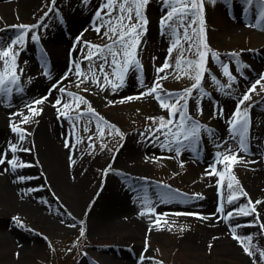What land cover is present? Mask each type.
Returning a JSON list of instances; mask_svg holds the SVG:
<instances>
[{
	"label": "rangeland",
	"instance_id": "374dc122",
	"mask_svg": "<svg viewBox=\"0 0 264 264\" xmlns=\"http://www.w3.org/2000/svg\"><path fill=\"white\" fill-rule=\"evenodd\" d=\"M197 2L203 4L204 44H199L198 36L194 35L200 25L198 19L192 23L196 19L192 13L196 10L190 8L191 0H148L141 9L147 23L134 50L139 66L129 63L127 70L123 68V45L114 43L118 35H113L109 27L111 23L119 32L118 18L121 17L124 24L137 23L134 0H113L112 9L105 7L108 0H44L36 8L29 18V22L37 20L35 30L52 32L58 28L63 34L68 29L65 39L75 42V52L69 54L71 67L65 81L58 79L64 69L57 75L45 64L37 65V74L25 68L30 63L27 48L39 42L35 34H42L28 31L23 35V44L0 42V52L11 45L10 56L0 57V76L5 75L6 69L8 73L5 84L0 86V94L5 96L3 102L11 112L7 114L12 116L7 123L8 131L17 134L12 130L15 125L27 137L39 121L45 122L48 120L45 116L53 113L49 127L62 130L68 148L82 155L81 170L87 180L79 214L81 220L74 222L76 229H46L35 221L33 214L30 216L25 211L0 205V235L3 234L0 264H128V261L133 262L131 264H247L239 263L238 257L227 256L223 251L227 247L219 246L217 239L205 230L212 227L210 207L216 210L219 221L233 220L234 210L253 207L249 204L253 199L249 180V158L253 155L249 140L252 125L261 121L262 112H256L264 99L261 90L264 89V40L258 42L254 33L264 36L261 4L258 0L251 5L246 0ZM121 3L125 4L123 12L119 8ZM182 5H189L184 9L187 15H174L161 24L173 7L180 10ZM129 8H132L131 21L127 19ZM97 12H100L99 18ZM67 13L78 27L65 24L63 16ZM50 14L56 20H50ZM22 30L19 29L18 34ZM32 36L37 39L33 40ZM108 45L117 52L118 69L112 64ZM49 48L47 45L42 49L48 54ZM198 52L205 53L203 61ZM12 54H15L14 64L10 58ZM177 60L181 61L179 68ZM256 62L257 67H254ZM165 63L169 66L158 72ZM77 65L80 75H77ZM225 66L231 81L224 73ZM114 71L121 72L122 84L113 75ZM13 73L15 83H11ZM197 73L201 75L200 83L193 88ZM36 75L43 76L45 84L38 85L34 80ZM157 83L160 87L156 93L144 94ZM112 84L117 86L113 88ZM253 87L255 90L250 91ZM187 89H191V95L176 103L174 98L183 96ZM245 93L251 96L240 105L242 110H248L246 151L240 149V136L233 135L230 123ZM168 94L173 98H168ZM157 96L167 104L176 103V115L170 117V109L162 108ZM76 97L86 103L77 106ZM41 99L43 103H35ZM185 102L186 108H183ZM65 104L70 107L64 108ZM89 107L95 115L88 111ZM30 108L38 110L39 114L33 116ZM180 111L190 118L185 122L186 129L193 122L200 127L196 136L185 140L181 135V143L177 144L173 134L179 130ZM25 117H28L27 122H24ZM161 118L165 122L171 119L172 123L161 129ZM17 147L24 151L26 145L18 143ZM132 147L138 152H132L130 160L121 159L122 165L130 168L132 174H129L111 162L118 155L127 154L128 149L130 152ZM176 148L180 149L179 153ZM225 155H235L238 162L223 161ZM110 175L122 182L138 177L141 190L134 192L139 199L136 202L156 226L150 234H141L138 242L129 230L101 229L96 222L97 214L105 208L101 197H109L108 188L104 186ZM229 176L235 177L232 189L228 188ZM53 192L57 196L54 189ZM230 195L236 197L232 203L228 202ZM220 208L222 212L217 211ZM250 214L242 215L249 217ZM93 223L97 226L94 230ZM262 223L258 219V225H254L258 229V248L244 245L260 260L248 264H264V257L260 255L264 252ZM15 235L25 240V250L14 241L9 244ZM238 250L248 255L241 244ZM92 252L99 257H93Z\"/></svg>",
	"mask_w": 264,
	"mask_h": 264
},
{
	"label": "bare ground",
	"instance_id": "6f19581e",
	"mask_svg": "<svg viewBox=\"0 0 264 264\" xmlns=\"http://www.w3.org/2000/svg\"><path fill=\"white\" fill-rule=\"evenodd\" d=\"M43 1L0 0V42L10 41L12 43L13 40H17L20 35H24L28 31L42 34H35L39 38V42L31 45V49L27 48L26 55L30 58V63L26 64L25 68L29 70V73L37 74V65L45 64L50 67L49 69L57 72V75L61 69H64L58 75V79L65 81L68 78L67 70L70 71L71 67L69 54L75 52L76 45L73 39L71 42L69 41L71 38L65 39V35L69 33L68 30L63 33L64 36L58 28L52 32L35 30L37 20L29 22V18L33 16V12ZM12 13H14V20L11 18ZM52 15H48V18L52 21L56 20ZM63 19L67 26L78 27L72 21L70 14L64 15ZM22 25L27 27L18 34L17 31L22 29L20 27ZM254 33L257 35L258 42L264 40L262 34ZM47 45L50 47L48 55L42 49ZM257 64V62L254 63V67H257ZM57 75L54 74L55 77ZM34 80L38 85L45 84L44 77L41 75H36ZM4 99L5 96L0 94V157L5 159V164H0V205L13 210L25 211L30 216L33 214L35 221L46 229H76L77 226L74 222L81 220L79 217L81 203L84 201V194L87 189L85 173L81 170L84 158L74 149L65 147L66 142L62 130L61 133L49 127V119L51 116L53 117V113H48L45 116L48 119L45 122L39 121L29 131V136L24 135L23 141H21L19 133L11 134L7 129V123L12 120V116L7 114L11 112L6 108ZM257 107L258 112L256 113L262 112L261 121H258L259 124L252 125L253 130L249 140L250 152L253 155L249 158L251 161L249 180L253 197L252 206L255 208V212H252L249 217H244L240 211L234 210L235 217L233 220L228 218L227 221H219L216 210L210 207L209 210L213 219L210 226L212 227H206L210 230H205V233H211L217 239L219 246L227 247L223 250L227 256L238 257L239 263L247 264L255 263L260 258L254 252L253 255L244 256L238 250L240 240H244L246 246L258 248V229H255L254 225L257 224L258 219L261 223L264 222V99ZM16 137L20 139V142L16 141L18 140ZM18 143L19 145H26L24 149L28 151H21L23 148L17 147ZM13 145L17 147V151L14 153L10 151ZM232 145L234 144L230 143V146ZM130 150L129 152L128 149L127 154H122L123 156L118 155L111 163L112 165L114 163L121 171L132 174L129 167L122 165L123 160H130L131 156L138 152V149H134V147ZM121 159L123 160L121 161ZM18 160L19 162H17ZM8 161H15L17 167L13 169ZM20 164L29 166L21 168L19 167ZM133 164H135L134 161ZM104 187L108 188L109 197H101V203L105 208L96 217V222L100 224L101 229L123 228L129 230L137 242L140 240L141 234H150L154 231L155 223L147 215L142 205L138 206L136 202L139 199L134 192L141 190L138 177H132L130 181L122 182L115 175H110L105 179ZM53 189L57 196H55ZM49 192L50 194H48ZM256 201L261 203H256ZM95 226L93 223L92 230ZM234 235L238 239H233ZM0 236L2 239L3 234ZM8 237L10 238L9 234ZM248 237H251L250 242ZM19 238L15 235L11 241L9 240V244L14 241L22 250H25L27 248L25 240ZM91 254L93 257H99L95 252ZM128 262V264L133 263Z\"/></svg>",
	"mask_w": 264,
	"mask_h": 264
},
{
	"label": "snow or ice",
	"instance_id": "6c2138e0",
	"mask_svg": "<svg viewBox=\"0 0 264 264\" xmlns=\"http://www.w3.org/2000/svg\"><path fill=\"white\" fill-rule=\"evenodd\" d=\"M167 2V0H166ZM214 2V0H213ZM225 3H231V0H224ZM258 2L261 4V11H260V18L261 20H264V0H258ZM148 3V0H134V8H135V18L137 20L136 24H124L123 20L124 18H118V27H119V32H117V26H113L110 23V27L109 30L113 33V35H118V40L114 41V43H120L123 45L124 51H123V56L125 57L124 63H123V68L124 70H127L129 63H135L136 66H139L138 61L135 60V48L137 47V45L139 44V36L143 34V28L146 25L147 21L143 18V16L141 15V9ZM246 3L248 4H253L254 0H246ZM105 7L112 9L113 8V0H108V3L105 5ZM189 5H182L181 9L178 10L176 7L172 8V11L167 13V16L165 17L164 20L161 21V24L163 25L165 23V20H171L173 18L174 15H187V13L184 11V9L188 8ZM119 8L121 10V12H123L125 10V4L121 3L119 5ZM190 8L193 10H196L192 13V15L194 17H196V19H194L192 21V23H196V20L198 19L199 21V31L197 32L196 30H194V35L198 36L199 38V44H204V28H203V24H204V19H203V4L200 2H197V0H191V4H190ZM128 16L127 19L129 21L132 20V8L128 9ZM97 17H100V12L96 13ZM21 28H26L27 26H20ZM189 27H191V25H189ZM97 32H99V29H96ZM105 35H107V33H105ZM126 37L128 39H126ZM33 40H36L37 37L36 36H32ZM185 39H188L187 34H185ZM24 42V36L20 35L17 40H13L12 41V45H16V44H23ZM178 43V42H177ZM199 46V45H198ZM206 47V44L204 45ZM108 51L111 53L113 60H112V64L114 66H116V68L118 69L120 67L118 61L116 60V56H117V52L112 50V46L108 45L106 46ZM191 47V46H190ZM131 49V51H130ZM100 52L103 51V49H99ZM172 49H169V52H171ZM11 53V45L8 46V48L2 52H0V57H9ZM198 55L200 57V60L203 61L205 53L204 52H198ZM215 55V54H213ZM235 55V54H233ZM11 60L14 64L15 61V54L11 55ZM89 59H91V56L88 57ZM7 63V61H6ZM189 64H191V62H188ZM181 64L180 60H177V67L179 68ZM169 65L167 63H165V65L158 69V72H162L164 70V68H167ZM77 75H80L79 73V66L77 65ZM103 66H100V71L103 72ZM224 73L226 76L229 77V80H232L231 75L228 73V69L225 66L224 67ZM7 69L5 71V75L4 76H0V86H3L5 84V76L7 75ZM113 75H115L117 77V79H119L121 81H123V76L121 74L120 71H114ZM164 77H162L163 79ZM200 78L201 75L200 73H197L195 79H196V84L193 85V88H196L199 86L200 83ZM105 81H108V77L105 76ZM16 82V76L13 73L12 74V79H11V83H15ZM95 82V80L93 81ZM117 85L116 84H112V87L115 88ZM160 87V85L157 83L154 87H152L147 93H144L145 95H152L154 93L157 92V89ZM255 87H253V89H251L250 91H254ZM262 91H264V89H261ZM61 92H63V89H60ZM191 95V89H187L185 90V93L183 94V96H177L174 99L176 100V103L179 102V100L184 99V97L190 96ZM139 98V97H137ZM168 98H173L171 94H168ZM76 102H77V106H79V103H86V101H83V99L81 97H76ZM129 99H134V98H129ZM157 99L160 100V106L162 108H169V116H174L176 115V103L173 104H167L165 103L164 99H161L159 96H157ZM251 99V96L249 93H245L242 98L240 99L236 111L233 115L232 120L230 121L231 123V130L233 132V135H239L240 136V149L246 151V147H245V143H244V137L246 136V134L248 133V128H249V121H248V110L247 109H241L240 105H242L245 101H248ZM43 99L41 100H37L35 101L36 104H41L43 103ZM57 104L60 103L59 100H57L56 102ZM55 107V105H53ZM64 108H69L70 105L65 104L63 106ZM183 108H186V102L185 104L182 106ZM30 110L32 111L33 116L38 115L39 111L34 109V108H30ZM58 111H60L59 109H57ZM88 111L90 113H93V115H95V113L93 112V110L91 109V107H89ZM62 115H64L65 113H61ZM28 117L24 118V122H27ZM187 120H190V118L186 117L185 112L184 111H180V124H179V130L174 133L173 135L177 138L176 139V143L180 144L181 141L179 140V137L181 135H183L185 140H188L190 137H194L196 136L197 132L199 131V125L195 124L194 122L192 123L190 128H185V122ZM172 120L169 119L167 122H165L163 120V118H161L160 120V128H164L167 127L168 124H171ZM12 130L14 132H17L20 134V139L21 141H23L24 139V133L17 128L15 125H13ZM159 130V129H158ZM171 131V130H169ZM117 134H119L117 132ZM65 147H69V145L66 143ZM177 153H179L180 149L176 148L175 149ZM11 152H16L17 151V147L15 145H13L10 148ZM24 151H28L27 149H24ZM223 161L228 162V163H236L238 162V158L235 155H225L222 157ZM9 164H11L12 168L15 169L17 167V164L15 161H8ZM0 164H5V159L0 157ZM29 165L26 164H20L19 167L24 168V167H28ZM213 174H216L215 171H213ZM221 179H223V173H220ZM235 180V177L233 176H229V183H228V188L232 189L233 188V183L232 181ZM238 183V182H237ZM236 199V197L234 195H230L228 198V202L232 203L233 200ZM256 203H261L260 201H256ZM249 204H252V201L249 200ZM217 211L222 212L223 208L218 209ZM252 212H255V208H242L240 209V213L243 215H248ZM229 215H231L229 213ZM158 223V222H157ZM83 235V232L81 233ZM233 239H238L237 236H233ZM248 241L250 242L251 237L247 238ZM240 244L243 247V250L246 254L248 255H253V253L249 250L248 247H245V241L244 240H240ZM211 247V245H210ZM261 257H264V252L260 253Z\"/></svg>",
	"mask_w": 264,
	"mask_h": 264
}]
</instances>
